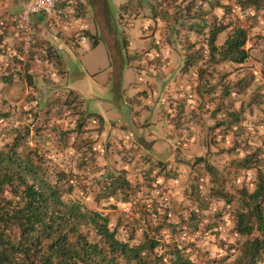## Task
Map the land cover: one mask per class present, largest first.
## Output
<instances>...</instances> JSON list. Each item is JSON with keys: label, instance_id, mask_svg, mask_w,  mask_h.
<instances>
[{"label": "rangeland", "instance_id": "rangeland-1", "mask_svg": "<svg viewBox=\"0 0 264 264\" xmlns=\"http://www.w3.org/2000/svg\"><path fill=\"white\" fill-rule=\"evenodd\" d=\"M237 1L219 0L221 7L213 10L217 18L211 17L205 21L203 9L199 8L200 2L155 1L159 12H167L170 17L177 16V19L161 20V24L155 26L154 31L161 32L165 38L164 44L180 48L198 46L197 59L201 60V66L198 71L196 68L189 70L188 81L183 86L194 96L191 98L192 102L187 101L184 110L194 111V106L203 109L198 125L194 126L197 133V137L193 135L195 139L189 137L187 127L180 131L176 139L173 138L174 135H170L174 129L171 130L172 125L167 116L176 113L178 108L177 103L169 97L170 88L165 89V96L162 95L163 81L158 82L160 100L153 108L150 103L152 100L144 101L143 105L138 104L136 108L127 104V98L134 91V87L129 84L128 73L131 71L138 75L137 81L140 78L136 73V62L127 56L124 38L130 36L129 42L141 47L138 27L132 26L135 22L131 23L127 11L121 16L122 5L128 7L126 2H130L129 0H95L96 17L97 20L102 19L99 20L102 30L100 27V30L96 28L94 6L85 3L83 14L65 28L72 32L78 27L82 33H86L87 42L71 49L58 36L51 39L67 63L68 76L64 80L54 75L46 59L36 67V53L24 56L23 47L22 53L20 47L12 43L8 47H0V110L9 114L0 119V132H4L0 135V145L11 140L12 128L20 123V113L35 106L38 95L42 99V94L51 95L50 98L54 101L58 95L64 94L61 93V88L67 84L79 95L67 92L71 104L63 112L73 125L78 119L84 120V128L89 130L86 134L91 136L97 150L96 165L99 170H88L86 174L92 179L109 170L123 169L134 182L142 184V188L135 191L137 197L128 202L122 199L121 194L95 202L93 191L84 196V201L91 208L109 214L112 225L119 222L125 224L129 216L138 217L141 212L157 211L168 215L170 223L192 229H189L186 241L195 242L198 249L208 251L207 257L213 260L226 255L225 248L237 243L239 239L235 229V215L240 205L241 190L248 188L253 191L256 185L257 170L240 169L238 162L248 151L257 147L264 150V8L249 6L242 10ZM15 3L16 0L0 2V27L8 28L12 21L14 24L11 25L16 27L18 14L22 10ZM6 4L14 7L15 11L9 13L3 9ZM191 5L193 10L188 9ZM226 5L232 12H227ZM108 7L112 22L107 20L105 10ZM224 14L226 17H223ZM14 16L17 17L11 21L10 17ZM152 18L155 19L153 16ZM230 23L248 29L247 49L250 57L242 64L232 63L221 68L219 73L209 78L208 64L220 63L217 61L220 56L211 58V30ZM50 26L56 28L52 24ZM230 29L228 27L219 33L216 41L218 46L224 43ZM102 31L103 37L114 36L107 39L114 54H118L115 71L109 56V45L103 41L105 38H101L98 45L94 42V36L97 32L102 36ZM189 31L198 33L195 39ZM160 44L159 41L158 45ZM60 45L62 49H59ZM162 47L164 52L165 47ZM129 53L134 52L130 50ZM162 59L163 63L167 62L164 57ZM92 61H98L97 68L88 72L83 64ZM80 72L85 75L79 77L82 74ZM121 73L118 86L115 75L120 76ZM200 73L203 80L200 79ZM220 83L225 84L221 89L218 87ZM212 95L216 98L214 107H211L214 103L210 101ZM39 104L42 106L47 102ZM163 109L168 115L165 116ZM88 113H101L105 118L104 124L91 119ZM190 115L192 114L187 113L186 116ZM191 125L193 124L190 122ZM154 139L157 140L158 147L163 149L157 156L141 145ZM79 146L80 143L74 141L67 146L71 160L77 157ZM156 158L170 161L168 163L174 167L169 169V164ZM93 189L96 190V187ZM193 212L196 213L195 216H192ZM139 223L137 242L142 239L141 229L147 227L146 223ZM122 226L121 232L124 234Z\"/></svg>", "mask_w": 264, "mask_h": 264}, {"label": "trees", "instance_id": "trees-1", "mask_svg": "<svg viewBox=\"0 0 264 264\" xmlns=\"http://www.w3.org/2000/svg\"><path fill=\"white\" fill-rule=\"evenodd\" d=\"M155 1L150 2L152 9L156 8ZM190 1L200 2L198 6L203 9L204 21L208 15L217 18L213 10L221 7L219 0ZM237 2L242 10L249 6L264 8V0ZM84 5L78 7V3L69 0L58 4L64 27L83 14ZM192 6L188 9L192 10ZM225 9L232 12L228 5ZM105 11L110 16L109 7ZM39 16L49 27L50 24L55 26V18ZM228 27L231 29L218 51V35ZM248 36V29L238 24L213 28L209 36L211 58H215L216 52L220 56L217 61L246 62L250 57ZM56 51L47 52L45 59L51 62V56L58 55ZM62 69L58 68L61 77L65 73ZM262 73L264 75V69ZM67 92L73 93L63 86L61 93L64 94L54 101L51 95L42 94L43 99L38 95L37 104L20 113V123L12 128L11 140L0 145V264H264L262 147L248 151L238 162L240 169L257 170L254 190H241L235 215L239 239L225 248L226 255L212 260L207 257L208 251L198 249L195 242L186 241L191 228L170 223L168 215L141 212L138 217L129 216L125 224L112 225L109 214L91 208L84 201V196L93 191L95 202L119 194L128 202L137 197L135 191L140 190L142 184L134 182L123 169L109 170L92 179L86 174L88 170H99L97 150L91 136L86 134L89 130L84 128V120L78 119L73 125L63 112L71 104ZM39 102L47 104L40 106ZM8 115L0 110V119ZM87 115L104 124L100 114ZM185 116L186 111L181 109L175 119ZM73 141L81 146L77 148V157L71 160L67 146ZM195 215L193 212L192 216ZM139 222L146 223L147 227L141 229L142 239L137 242Z\"/></svg>", "mask_w": 264, "mask_h": 264}, {"label": "crops", "instance_id": "crops-1", "mask_svg": "<svg viewBox=\"0 0 264 264\" xmlns=\"http://www.w3.org/2000/svg\"><path fill=\"white\" fill-rule=\"evenodd\" d=\"M69 1L78 3V7L79 6L83 7V3H87L88 6L90 5L93 6L94 4V10H96L95 11V17H96L97 9L95 7L96 6L95 0H69ZM129 1L130 2H126L128 4V7L124 6V4L122 5L121 11L123 14L122 13L121 14L125 15L127 11L130 15L131 23L135 22V23H132V26L138 27L137 34L140 35L139 42L141 44V47L138 46V44L136 43H130L129 42L130 36H126L125 38L126 51L128 52L127 56L130 59H132V61L136 62L135 63L136 73L139 74V78H140V81H137L138 75L136 76V74H133V72L131 71L128 73L129 84L130 86L134 87V91L132 95L127 98L126 100L127 104L131 106L132 108H136L138 104L143 105L144 101L148 102L152 100L150 103H151V107L153 108L155 104L158 102V100H160L159 99L160 88H158L159 86L158 82L161 80L163 81V84H164L162 95L165 96V89L170 88L172 91L170 90L171 96L169 97L172 98L171 100L174 103L175 102L177 103L178 110H181V109L184 110V108L186 109L187 101H189V103L192 102L191 98L194 96L190 93L189 90L185 89L183 86L188 81L189 77L187 78V73L189 72V70H192V68H196L198 71V68L201 66V60L197 59V55L199 54V51L197 50L198 46L194 47L191 45L190 47L182 46L180 48L177 46L165 45L164 44L165 38H163L161 32L154 31L155 26H157L158 24H161V20L162 21L164 19L173 20V19H177V16L170 17L169 13L167 12L165 13L161 11L159 12L157 7L155 9H152L150 5L151 0H129ZM0 2L1 3L5 2V0H0ZM15 4L16 6H20L19 2ZM163 7H160V8L163 9ZM0 8H2L1 5H0ZM13 8L14 7L6 4L5 8L3 9L8 11L9 13H13L15 11L13 10ZM166 9L170 10V8L168 7H166ZM150 10L151 12L148 13V11ZM192 10H193V7H192ZM76 12L78 11L76 10ZM150 13L155 19L152 18ZM17 16L10 17L11 21L14 20ZM211 17H212L211 15H208V18H211ZM75 19L73 23L75 22ZM109 19L112 22L111 14L110 16H107V20ZM99 20L102 21V19L100 18L97 20V17H96V21H97L96 28L97 30H100V29L102 30L101 22ZM11 24H14V22L12 21ZM11 24L9 25L8 28L0 27V47H4V45L5 47H8V45H11L12 43L16 47L19 46L21 49V52H22V47H23L24 53L23 52L22 53L24 54V56H26L28 53H31V51L36 53V56H35L36 63H37L36 67L40 66V64L42 63V60L45 59V55L47 54V52L51 53L52 50L54 51L57 50L55 47V44H53L51 40L53 37L58 36L70 48L72 47L71 49H74V46L77 47L79 46V44H82L78 40L80 38L79 35L83 34L87 36L86 33H82L78 27L72 32L69 31V29H66L64 26H61L62 31H58V29L56 28H50L47 24V21L44 18H42V16L34 15L32 17L31 40L27 41L24 39L22 34L16 32L17 30L16 27L14 26L13 28ZM189 32L191 33V36L194 39L198 35V33L194 31H189ZM111 37H114V36L110 35V37H107V38H111ZM101 38H105L103 41H105L106 44L109 45V56L112 62L113 70L115 71L118 65V61H117L118 54L117 52L114 54L111 48V45L108 42V39L105 36L103 37V31H102V36H100L99 32H97V34L94 36V42L95 40H97L96 45L99 44V42L101 41ZM159 41L161 42L160 45H158ZM222 44L223 43H220V45L218 46L219 47L218 51L221 49L220 47ZM162 45L165 47V51L168 50L167 52L165 51L163 52L164 48L162 47ZM49 48H52V49H50L49 51ZM59 49H62L61 45L59 46ZM130 50L131 51L133 50L134 53H129ZM56 53L58 54L57 57H53L52 55L50 58L51 62L48 61L49 66L51 67V71L54 73L55 76H58L59 79L64 80L68 76L67 63L64 61L62 56H60L58 50L56 51ZM178 54H180V57H178ZM214 54L218 55L216 52ZM162 57H164L165 60H167V62L163 63ZM187 61H188V64H187ZM55 63L59 65H55ZM97 63L98 61H92L91 63L86 62L83 64V66H85L89 72L97 68ZM232 63L233 62H230V61H220L219 64L211 62L210 64H208L210 65V67L207 69V72L209 74L207 76V74L205 73V76L209 78L210 76L213 77L221 71V68H226ZM212 64H214V66H212ZM239 64H242V63H239ZM204 66L205 65H203V67ZM59 67L63 68L62 70L65 71V73L63 74V77L58 75ZM225 71H227V69ZM83 75H85V73L80 74L79 77ZM121 76H122V73L120 74V76L115 75L116 85L118 86H119V79ZM200 77H201L200 79L203 80V75L201 73H200ZM65 86L69 88L70 90H72L75 93V95L78 94L75 90L70 88L67 84H65ZM182 87L185 89V92H183ZM218 87L219 89H221V87L223 86L220 83ZM151 96H153V98H151ZM214 99L216 98L215 96L212 95L210 98V101L214 102L215 101ZM215 105L216 104L214 102L213 104H211V107H214ZM202 110H203L202 108L199 109L198 107L196 108L194 106V111L191 110V111L186 112V115L187 113H191L192 115L185 116L183 119H175V115H176L175 112L169 115V117L167 116V119L170 121L169 123L172 125L171 130L174 129L170 135H174L175 137L173 138L176 139L178 134H180V131H182V129H185L187 127L189 137L192 140L195 139V137H197V133L195 131L196 129L194 128V126L196 124L198 125L199 119L201 117L200 112ZM163 111L165 112V116L168 115L165 109H163ZM97 114H100L101 117L105 121V118L101 113H97ZM190 122L193 125L190 126ZM141 145H143L146 151L150 152L154 156H157V153L163 150L162 147H158L156 139H154L150 143H142ZM176 150H177V147H176ZM176 150H174L175 155H176ZM156 159H158V161L160 160L162 162H165L166 165L169 164L168 162H170V161L161 160L159 158H156ZM173 167L174 166L172 164L168 165L169 169H172Z\"/></svg>", "mask_w": 264, "mask_h": 264}, {"label": "built area", "instance_id": "built-area-1", "mask_svg": "<svg viewBox=\"0 0 264 264\" xmlns=\"http://www.w3.org/2000/svg\"><path fill=\"white\" fill-rule=\"evenodd\" d=\"M19 2L22 12H20L16 20V28L18 33L22 34L25 40H31L32 17L34 15L44 14L46 17L55 18L53 21L55 27L59 30L63 25L62 16L57 9L59 3L65 0H16ZM79 42L84 43L87 37L83 34L79 35Z\"/></svg>", "mask_w": 264, "mask_h": 264}, {"label": "clouds", "instance_id": "clouds-1", "mask_svg": "<svg viewBox=\"0 0 264 264\" xmlns=\"http://www.w3.org/2000/svg\"><path fill=\"white\" fill-rule=\"evenodd\" d=\"M87 37V36H86ZM86 42H87V40H86Z\"/></svg>", "mask_w": 264, "mask_h": 264}]
</instances>
